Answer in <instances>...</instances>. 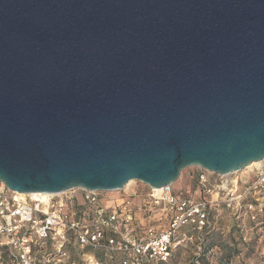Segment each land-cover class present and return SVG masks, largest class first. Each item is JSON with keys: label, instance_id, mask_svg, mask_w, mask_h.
I'll return each mask as SVG.
<instances>
[{"label": "water", "instance_id": "1", "mask_svg": "<svg viewBox=\"0 0 264 264\" xmlns=\"http://www.w3.org/2000/svg\"><path fill=\"white\" fill-rule=\"evenodd\" d=\"M264 161V0H0V182L161 189Z\"/></svg>", "mask_w": 264, "mask_h": 264}, {"label": "built area", "instance_id": "2", "mask_svg": "<svg viewBox=\"0 0 264 264\" xmlns=\"http://www.w3.org/2000/svg\"><path fill=\"white\" fill-rule=\"evenodd\" d=\"M193 168L198 192L175 191L173 184L157 191L142 184L148 192L126 196L120 206H110L102 192L80 189L81 204L73 196L76 189L42 201L9 191L0 182V264H64L69 260L70 240L101 253L100 258L81 253L84 264H114L117 257L116 264H168L174 249L192 240V236L178 237L177 232L185 227L214 229L221 208L238 223L259 221L264 209V165L242 191L237 181L227 179L231 175ZM157 210L167 216L165 229L135 223ZM193 264H199L197 259Z\"/></svg>", "mask_w": 264, "mask_h": 264}, {"label": "rangeland", "instance_id": "3", "mask_svg": "<svg viewBox=\"0 0 264 264\" xmlns=\"http://www.w3.org/2000/svg\"><path fill=\"white\" fill-rule=\"evenodd\" d=\"M263 165L264 163L259 167L253 166L245 171L241 170L228 176L227 179L237 181V188L242 191L246 186L244 184L251 183ZM194 173L196 172L193 167L181 171L177 181L173 183V189L175 191L182 189L198 192ZM147 190L142 184L133 182L127 189L102 192L101 196L107 203L109 202L110 206L113 204L120 206L124 197L131 194L138 196L148 192ZM73 196L77 203H82L80 190L76 189ZM165 215L160 210L151 211L147 219L142 218L135 223L139 226L151 224L155 228L158 227V230H163L166 227V223L163 222L167 218ZM183 235L192 236V240L174 249L168 264H193L196 259L199 264H264V209L258 222L244 221L238 223L229 210L221 208L214 229L195 231L185 227L177 232L178 237ZM198 249L200 250L198 251ZM66 251L69 253V260L64 264H84L81 256L83 252L94 253L98 258L101 257L99 251H92L88 247L81 248L73 240H70L66 246ZM117 259L114 264L117 263Z\"/></svg>", "mask_w": 264, "mask_h": 264}, {"label": "bare ground", "instance_id": "4", "mask_svg": "<svg viewBox=\"0 0 264 264\" xmlns=\"http://www.w3.org/2000/svg\"><path fill=\"white\" fill-rule=\"evenodd\" d=\"M263 163V161L261 162H256V163H252L250 165H248L247 167H245L243 170H247L253 166H261V164ZM242 171V172H244ZM134 181H129L127 182V184L124 186L123 189H127ZM157 191H159L160 189H156ZM54 195L53 194H46V193H32L30 194V197L33 198V199H41L42 201H47L49 200L50 198H52Z\"/></svg>", "mask_w": 264, "mask_h": 264}, {"label": "crops", "instance_id": "5", "mask_svg": "<svg viewBox=\"0 0 264 264\" xmlns=\"http://www.w3.org/2000/svg\"><path fill=\"white\" fill-rule=\"evenodd\" d=\"M95 255V254H94Z\"/></svg>", "mask_w": 264, "mask_h": 264}, {"label": "trees", "instance_id": "6", "mask_svg": "<svg viewBox=\"0 0 264 264\" xmlns=\"http://www.w3.org/2000/svg\"><path fill=\"white\" fill-rule=\"evenodd\" d=\"M96 256V255H95Z\"/></svg>", "mask_w": 264, "mask_h": 264}]
</instances>
